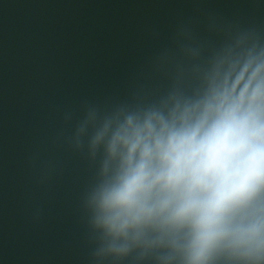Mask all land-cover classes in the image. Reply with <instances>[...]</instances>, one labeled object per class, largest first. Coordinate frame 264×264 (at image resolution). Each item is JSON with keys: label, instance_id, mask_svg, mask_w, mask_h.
<instances>
[{"label": "water", "instance_id": "obj_1", "mask_svg": "<svg viewBox=\"0 0 264 264\" xmlns=\"http://www.w3.org/2000/svg\"><path fill=\"white\" fill-rule=\"evenodd\" d=\"M264 47V0H0V264H158L97 257L85 206L92 129L199 86L230 46Z\"/></svg>", "mask_w": 264, "mask_h": 264}, {"label": "clouds", "instance_id": "obj_2", "mask_svg": "<svg viewBox=\"0 0 264 264\" xmlns=\"http://www.w3.org/2000/svg\"><path fill=\"white\" fill-rule=\"evenodd\" d=\"M198 79L80 127L100 152L85 206L101 260L264 264V47H227Z\"/></svg>", "mask_w": 264, "mask_h": 264}]
</instances>
